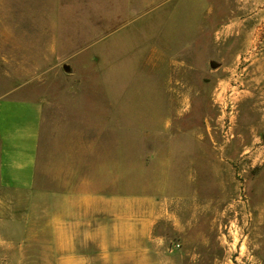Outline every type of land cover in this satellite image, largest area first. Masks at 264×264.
<instances>
[{"label": "rangeland", "instance_id": "1", "mask_svg": "<svg viewBox=\"0 0 264 264\" xmlns=\"http://www.w3.org/2000/svg\"><path fill=\"white\" fill-rule=\"evenodd\" d=\"M0 98L44 101L46 184L160 202L174 264H264V0H0Z\"/></svg>", "mask_w": 264, "mask_h": 264}, {"label": "crops", "instance_id": "2", "mask_svg": "<svg viewBox=\"0 0 264 264\" xmlns=\"http://www.w3.org/2000/svg\"><path fill=\"white\" fill-rule=\"evenodd\" d=\"M186 16L173 25L181 30L182 51L194 43ZM166 55L160 51L155 62H168ZM177 62L185 67V54ZM108 97L114 110H123L110 92ZM44 108L42 99L0 98V264H174L164 258L163 237L154 235L166 217L160 202L95 191L87 178L45 183L39 172ZM92 171L86 166L74 174Z\"/></svg>", "mask_w": 264, "mask_h": 264}]
</instances>
